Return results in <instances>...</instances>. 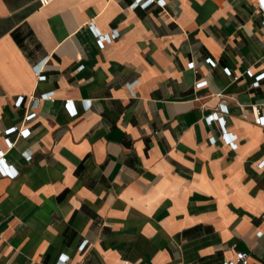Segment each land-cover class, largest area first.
<instances>
[{"label":"crops","instance_id":"obj_1","mask_svg":"<svg viewBox=\"0 0 264 264\" xmlns=\"http://www.w3.org/2000/svg\"><path fill=\"white\" fill-rule=\"evenodd\" d=\"M143 1L0 0V264H264L257 1Z\"/></svg>","mask_w":264,"mask_h":264},{"label":"built area","instance_id":"obj_2","mask_svg":"<svg viewBox=\"0 0 264 264\" xmlns=\"http://www.w3.org/2000/svg\"><path fill=\"white\" fill-rule=\"evenodd\" d=\"M49 0H39L40 5L42 6H46L47 2ZM257 1V12L259 15H261V27L264 29V0H256ZM163 4V0H144L142 4H140L142 7L143 6H150V5H162ZM93 35L95 36V39L99 42H109L111 41L113 38L117 37V35L112 32L111 35H101L99 33H93ZM264 47V44H263ZM189 68L190 69H195V65L193 62H190L189 64ZM43 79V78H42ZM47 99H50L49 97H47ZM66 104H69V101H66ZM253 114V125L254 126H262L264 123V100L259 103L258 105L254 106L252 108ZM35 119V113L33 112H28L27 114H25L23 116V120L22 123H28L31 122L32 120ZM213 119V116L207 117L206 120L208 123L211 122V120ZM220 126L224 127L225 125V119L223 117H220ZM22 123L18 126H13L10 129V133L12 134H16L17 136L21 135V125ZM222 137H224V134L222 132ZM14 145V142L11 141L10 139L8 140V146L9 148H11ZM6 164V158H5V153L0 152V167H4V165ZM236 244H233L231 246V249L234 251V259L227 264H249V259L250 256L242 251H239L236 249Z\"/></svg>","mask_w":264,"mask_h":264}]
</instances>
